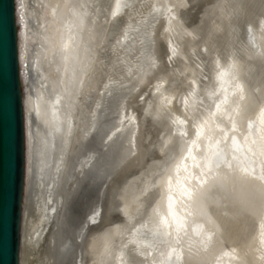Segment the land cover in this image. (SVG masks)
<instances>
[{
	"label": "bare ground",
	"instance_id": "obj_1",
	"mask_svg": "<svg viewBox=\"0 0 264 264\" xmlns=\"http://www.w3.org/2000/svg\"><path fill=\"white\" fill-rule=\"evenodd\" d=\"M22 2L29 21L23 38L22 61L34 62L37 77L30 83L35 91L34 100L30 96L26 98L27 113L36 109L37 121L35 135L30 136L28 144L22 264H85L80 241L88 230L105 224L109 215L104 207L109 192L107 185L134 161L138 163V175L128 181L120 194L124 219L98 233L90 232L88 248L92 258L87 264H114L108 252L128 243L132 233L137 241L143 242L139 249L142 254L135 256V264H168V261L186 264L189 242L191 251L195 252V241L199 240L196 232L212 234L213 223L223 225L224 235H213L212 245L205 254L207 259L223 251L229 255L220 264H239V257L248 251L251 264L253 255H260L256 249L262 247L259 224L247 218L241 229L225 221L231 217L233 204L241 207L257 202L259 192L255 186L237 184L227 194L230 198L227 201L212 191L199 203L195 195L189 200L174 187L172 211L183 227L179 233L169 229L171 236L154 234L150 218L155 205L147 188L158 180V172L172 168L181 188L192 191L190 186L195 181L183 179L184 165L193 170L192 160L181 159L176 141L194 139L193 125L212 109V102L207 101L217 99L212 95L215 90L227 89L230 102L223 106L224 110L235 99L231 95L233 82L243 84L247 96L258 94L256 90L264 80V61L254 53L264 45V36L254 25L257 47L245 44L243 28L235 22V6L243 5L245 20H256L264 13L262 0H31L34 3L31 8L30 0ZM193 12L196 17L190 19L189 13ZM62 43H67V51L81 61L86 56L94 60L91 84L86 81L83 89H78L73 80L76 61L64 59L65 53L60 51ZM162 45H166V55ZM168 47L175 52L167 54ZM92 53L95 55L91 56ZM217 54L219 68L226 72L223 81H216L212 71L215 65L211 61ZM169 57L174 58L169 61ZM189 81L195 83L189 85ZM105 84L109 87L105 88ZM155 85H160L161 92L168 97L166 114L183 120V124L170 129L168 122L145 116L149 103L153 105L152 111L156 110L160 94L153 96ZM189 90L192 95L188 94ZM138 95L142 100L135 102ZM226 123V120L221 122V126ZM176 129L185 130L186 135L182 138L173 135ZM95 130L96 147H90L94 137L87 150L86 142ZM252 131L253 135L245 141L247 133L238 128L235 140L239 150L235 154L241 160L251 155L249 148L255 149L251 141L264 134L256 125ZM98 146L100 149H96ZM202 150L199 142L193 146L194 155L198 156ZM256 167L259 172V165ZM85 173L94 178L90 181L94 184L93 191L95 184H102L84 223L73 228L70 222H64L63 210L75 189L76 179ZM101 173L105 176L103 180L99 178ZM209 217L213 223L208 222ZM134 247L129 244L124 249L125 259ZM169 254L171 260L167 259ZM177 254L181 255L179 261Z\"/></svg>",
	"mask_w": 264,
	"mask_h": 264
},
{
	"label": "snow or ice",
	"instance_id": "obj_2",
	"mask_svg": "<svg viewBox=\"0 0 264 264\" xmlns=\"http://www.w3.org/2000/svg\"><path fill=\"white\" fill-rule=\"evenodd\" d=\"M236 7V24L242 27L244 35L247 38V42L253 48H256L255 37L253 35V26L255 25L257 31L264 36V13L256 20H245L242 14V4H238ZM261 7L264 8V0L261 2ZM115 13H113L114 15ZM191 35V33H189ZM196 37H193L195 39ZM71 39V37H69ZM68 44L62 43L60 47L61 53H65L64 59L72 58L76 61V66L73 68V80L78 89L85 87L86 81L91 84L90 74L93 70L94 60L89 56H86L84 61H81L78 56H74L73 53L68 52ZM173 53L175 49H172ZM205 52L208 48L204 49ZM86 54L88 49H85ZM264 61V45L259 47L258 51L254 53ZM94 56L95 54H90ZM171 57H169V61ZM211 63L215 65L212 70L215 73L216 81H223L226 72L219 68V54L212 59ZM152 66L155 67L154 61ZM228 67H231L229 65ZM59 70V69H58ZM195 81H189V85L194 84ZM105 88L109 85L105 84ZM231 95L235 97L231 101V107L224 110L223 106L229 105V94L227 89H217L212 95H216L217 99L212 101V109L208 115L193 125L194 139L190 141H183L178 139L177 145L181 149V159L186 160L190 158L192 160V171H189L188 166L184 165L183 179L194 180L195 183L191 185L192 191L188 188H181L179 180L173 175L172 168H165L157 173L158 180L149 185L147 192L151 193L150 199L154 203L152 207V217L150 218L153 223L154 234H161L163 236H171L172 232L169 229H174L176 233H179L183 224L173 213V188L176 187L181 191V195L187 197L189 200H193L194 195L196 202L206 199V194L212 191L221 194V199L227 201L229 191L237 184L241 185H253L257 188L259 196L257 202L251 205H244L237 207L232 205L233 211L229 220L225 221V224H232L233 226L243 228L246 219L251 218L253 223L259 224V239L262 247L256 249L260 252V255L256 257L253 255L251 264H254L256 260L259 264H264V134L257 135L255 139L251 141L255 145V149L249 148L250 156H245L241 160L235 153L239 150L236 145L235 136L238 132V128H243L247 135L244 136L245 141L248 137L253 135L254 125L258 126L261 133H264V80H262L260 87L256 90L258 94L253 96H247L245 93V86L239 82L232 83ZM159 93L157 97L156 110L152 111V103L148 104V109L145 111V116L151 115L154 120H164L168 122V126L171 129L177 124H183L184 121L179 118H172L165 112V100L167 96L161 92L160 85H155V93ZM189 95H192V91L189 90ZM56 103H59L57 99ZM187 105V101H184ZM185 116H187V109L185 107ZM227 121L224 126H221V122ZM219 121V122H218ZM70 130V120H69ZM120 129H117L119 131ZM115 135V133H113ZM173 135L184 137L186 131L183 129H176ZM111 139V136L108 137ZM199 142L203 146V150L197 155L193 154V146ZM184 153L187 155L185 156ZM134 155V153H133ZM257 165H259V172H257ZM180 165L177 164L176 171L179 170ZM99 178L103 180L104 174L101 173ZM173 180H176V184H173ZM206 186V187H205ZM220 201L217 200L219 205ZM228 207L227 204L224 205ZM98 214V213H97ZM228 216V213H224ZM92 222L95 223V218H92ZM209 223H213L211 217L208 218ZM214 231L212 234L196 232L199 236V240L195 241L197 249L195 252L191 251V241L189 242V255L186 264H220V261L224 256L229 255L228 252L221 251L211 260L207 259L209 247L212 245V237L216 233H219L223 237V225L213 223ZM195 231V230H194ZM123 235L122 233H117ZM135 233H132V237L128 239V243L122 244L121 247L115 251L108 252L111 256L114 264H135L134 257L141 255L139 249L142 246L141 241H137ZM132 244L135 247L128 254V259H125L124 249L128 248V245ZM146 247V246H145ZM176 251L175 248L172 249ZM108 250L106 249V252ZM233 251H235L233 249ZM249 252L245 251L241 257H239V264H250L247 259ZM171 254L167 259L171 260ZM177 261L181 259V255L177 254ZM99 264V262H96ZM163 264V262H161Z\"/></svg>",
	"mask_w": 264,
	"mask_h": 264
},
{
	"label": "water",
	"instance_id": "obj_3",
	"mask_svg": "<svg viewBox=\"0 0 264 264\" xmlns=\"http://www.w3.org/2000/svg\"><path fill=\"white\" fill-rule=\"evenodd\" d=\"M40 1L37 0V2ZM33 5L34 3L30 0L29 7L31 8ZM189 16L190 19H195L196 13H189ZM28 25L29 21H26L22 0H0V264H22L23 260V236L28 196V144L30 136L35 135L37 121L36 109L30 114L26 110V98L30 96L34 100L35 97V91L31 88L30 83L37 78L34 76V62L32 64L29 60L22 61L23 38L26 37ZM242 34L245 44H248L244 30ZM165 46H161L164 54L166 53ZM167 49H169L167 54L172 53L169 47ZM203 57L206 59L205 55ZM139 97V95L135 97L134 101H141L142 98ZM180 99L182 103L183 98ZM200 102V104H204L202 101ZM207 102L210 104L212 101L208 100ZM139 115L141 117V113ZM96 132V130L92 132L91 137L94 138ZM191 135H193V128ZM91 137L86 142L87 150ZM93 145L91 148L96 147L95 143ZM84 148L82 147V152L85 154ZM96 149H100V147L98 146ZM138 170V163L134 161L120 176L115 177V175L108 183L109 192L104 199V207L109 215L105 219V224L95 225L98 227L92 231L88 230L80 241V243L83 242L81 251L85 264L92 258L88 248L92 233H98L108 225L121 222L124 219L120 194L127 186L128 181L134 178L135 174L138 175ZM73 174L76 172L73 171ZM87 175L88 173H85L84 176H79L76 179L75 189L70 194L65 210H63L65 223H68L67 209L73 195L84 182L94 179ZM101 184H95L96 188L92 193V199L83 216L72 225L73 228H78L84 223L88 211L99 197ZM168 264H170L169 261Z\"/></svg>",
	"mask_w": 264,
	"mask_h": 264
},
{
	"label": "rangeland",
	"instance_id": "obj_4",
	"mask_svg": "<svg viewBox=\"0 0 264 264\" xmlns=\"http://www.w3.org/2000/svg\"><path fill=\"white\" fill-rule=\"evenodd\" d=\"M91 140H94V138L91 137L90 141ZM96 142H97V139H96V135H95V142H94L95 146H96ZM94 143L91 142V144H90V142H89L90 147H93ZM83 187H84V189H83ZM81 189L83 190V192ZM93 189H94V184H92L90 182H86V183L84 182L82 184V186L79 188V190L72 197L71 202L69 203V206H68V210H67L68 223L70 222L71 225H73L75 223V221H77L78 219H80L83 216L85 209L87 208L89 202L92 199Z\"/></svg>",
	"mask_w": 264,
	"mask_h": 264
}]
</instances>
